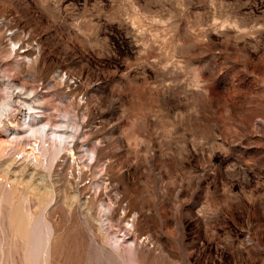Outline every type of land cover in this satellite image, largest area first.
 I'll use <instances>...</instances> for the list:
<instances>
[{
	"label": "rangeland",
	"instance_id": "1",
	"mask_svg": "<svg viewBox=\"0 0 264 264\" xmlns=\"http://www.w3.org/2000/svg\"><path fill=\"white\" fill-rule=\"evenodd\" d=\"M0 112V264H264V0H0Z\"/></svg>",
	"mask_w": 264,
	"mask_h": 264
},
{
	"label": "bare ground",
	"instance_id": "2",
	"mask_svg": "<svg viewBox=\"0 0 264 264\" xmlns=\"http://www.w3.org/2000/svg\"><path fill=\"white\" fill-rule=\"evenodd\" d=\"M9 106V105H8ZM1 113V112H0ZM5 116V115H4ZM7 118V117H6ZM2 123H4V120H3V114H1L0 115V124H2ZM30 128V130H33V128L30 126L29 127ZM73 137V136H72ZM72 137H70V138H72ZM72 151V150H71Z\"/></svg>",
	"mask_w": 264,
	"mask_h": 264
}]
</instances>
